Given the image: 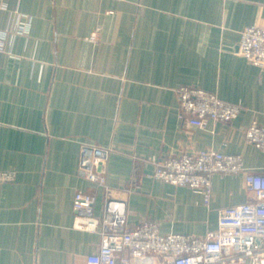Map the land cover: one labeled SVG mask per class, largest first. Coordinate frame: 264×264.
<instances>
[{"label": "crops", "instance_id": "obj_1", "mask_svg": "<svg viewBox=\"0 0 264 264\" xmlns=\"http://www.w3.org/2000/svg\"><path fill=\"white\" fill-rule=\"evenodd\" d=\"M17 12L31 24L0 51V170L15 172L0 181V264H85L100 233L75 225L76 191L95 193L98 217L108 201L123 226L148 219L191 235L251 196L242 174L215 173L207 205L150 174L155 158L204 148L264 172V151L244 135L254 120L264 126V65L236 52L244 27H264V0H0V28ZM182 85L243 109L230 122L190 124L179 115ZM82 143L110 149L109 195L79 174Z\"/></svg>", "mask_w": 264, "mask_h": 264}, {"label": "built area", "instance_id": "obj_2", "mask_svg": "<svg viewBox=\"0 0 264 264\" xmlns=\"http://www.w3.org/2000/svg\"><path fill=\"white\" fill-rule=\"evenodd\" d=\"M28 15L17 12L10 27L0 28V51L17 35L28 34ZM236 52L253 65H264V27L251 24L244 27ZM180 117L190 124L205 127L209 120L230 122L243 109L241 102H228L214 92L188 85L176 89ZM247 142L264 151V126L252 121L244 129ZM109 148L82 143L78 172L87 180L104 188V166ZM153 178L174 185L187 186L200 193L204 204L211 200V179L215 173L242 174L251 196L241 203L218 209L217 226L202 235L161 233L158 223L144 220L133 226H123L122 213L111 208L108 201L98 217L92 208L94 192L76 191L72 208L75 225L98 231L100 243L96 251L86 255L85 264H264V172L250 171L240 154L224 153L213 148L168 155L154 159ZM14 170H0V181L12 180ZM140 177L134 176L133 183Z\"/></svg>", "mask_w": 264, "mask_h": 264}]
</instances>
